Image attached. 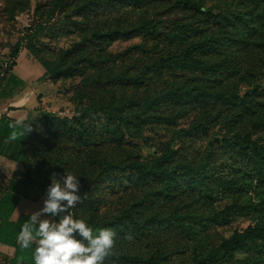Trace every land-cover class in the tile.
I'll list each match as a JSON object with an SVG mask.
<instances>
[{
    "label": "rangeland",
    "instance_id": "1",
    "mask_svg": "<svg viewBox=\"0 0 264 264\" xmlns=\"http://www.w3.org/2000/svg\"><path fill=\"white\" fill-rule=\"evenodd\" d=\"M202 3V12H193L171 5L172 0H145L141 4L130 0H0V63L9 62L13 58L11 52L17 49L15 70L23 77L19 90L25 88L33 94L37 110L30 133L34 153L40 170L52 168L46 177V188L53 173L60 178L67 170L79 177L80 192L86 201L77 203L74 217L88 224L97 223L94 233L103 227L113 229L117 233L113 251L148 254L172 250L168 264L183 263L190 254L184 233L175 227L159 228L152 218L172 212L220 209L234 198H242L239 193L220 191L207 196L191 187L187 180L163 198L158 194L161 183L157 178H141L120 168L101 171L98 165L108 160L150 162L162 153L174 131L203 123L208 134L180 138L168 160V164L195 163L212 136L247 131L264 116V25L259 24L245 43H236L232 37L234 29L226 25L225 19L239 12H256L254 3L251 0H202ZM207 9H211L210 15H204ZM170 15L191 23L190 29L174 41L143 36L137 31L90 38L94 28L130 29L145 17ZM202 37L211 43L219 39L206 52L207 59L226 64L227 69L216 73L217 76L206 77L195 69L178 67L175 73H147L140 83L113 77L133 75L142 63ZM136 44L144 45L147 52L134 48ZM2 69L5 70V64ZM177 83L236 96L212 99L209 104L160 100L142 115L139 113L147 97ZM254 85L258 88L247 94ZM80 107L86 110L80 118L86 128L83 134L86 145L74 130L69 135L58 126L48 127L39 117L44 112L71 118ZM108 112L130 118L129 123L124 127ZM147 113L174 116L175 123L147 122L143 118ZM254 138L264 145V129L258 130ZM226 158L224 150L217 147L214 164ZM248 196L254 198L253 191ZM127 207L132 210L131 218L143 225L145 236L134 238L131 230L118 222ZM252 222L251 214H235L225 224L208 225L203 232L215 245ZM129 235L133 237L131 241L127 239ZM244 255L237 252L235 257Z\"/></svg>",
    "mask_w": 264,
    "mask_h": 264
},
{
    "label": "trees",
    "instance_id": "2",
    "mask_svg": "<svg viewBox=\"0 0 264 264\" xmlns=\"http://www.w3.org/2000/svg\"><path fill=\"white\" fill-rule=\"evenodd\" d=\"M130 1L133 4H141L145 0ZM251 1L254 3L256 12H239L225 18L227 19L226 25L232 26L234 29L232 37L236 43H245L247 37L258 28L259 24L264 25V0ZM171 5L186 8L193 12H202L204 7L202 0H172ZM210 14L211 9L204 12V15ZM190 26L191 23L188 20L175 15L160 16L158 18L145 17L134 28L130 29L102 30L94 28L90 32V38L111 37L113 33L129 34L137 31L138 34L143 36L174 41L186 33ZM218 43V38L214 43L204 37L191 40L179 50L168 52L152 61L142 63L138 72L133 75L114 74L113 77L140 83L146 78L147 73H160L163 71L175 73L178 67L195 69L206 77L217 76L216 73L221 74L227 69L226 64L222 60L207 59L206 52ZM133 47L141 52H147L142 44H136ZM16 52L17 49L15 48L11 52L13 58L6 63L5 70L7 72L16 65ZM4 79L6 77H3L0 81V96L6 95L7 89L2 85ZM11 79L10 83L13 86L9 90L17 86L19 88L23 83L22 80H16L12 77ZM257 88V85L252 86L251 91L249 90L247 94L254 92ZM235 96L236 93L228 94L219 90L207 89L204 86H185L177 83L173 87H165L163 92H156L147 97L139 113L142 115L160 100L209 104L212 99ZM85 112L86 110L84 111L83 107H80L71 118L44 112H41L39 117L48 127L58 126L63 130L65 129L69 135L74 130L80 142L86 145L87 141L83 136L86 128L80 121L82 114L84 115ZM110 114L124 127L129 123L130 118L128 117L118 116L115 113ZM141 115H138V117L142 118ZM36 117L33 116L30 120L24 122L32 123ZM143 118L147 122L157 124L175 123L174 116L161 113H147ZM260 129H264V116L253 122L247 131L234 132L226 136H212L197 162H173L168 164L169 158L174 153L173 147L180 138L208 134L207 125L203 123L193 124L188 128H179L174 131L162 153L155 156L150 162L139 160L112 162L108 160L103 163L99 162L98 165L101 171L120 168L134 172L141 178H157L161 183L158 194L163 198L168 197L171 191L185 180L188 181L191 187L202 190L207 196L217 191L230 195L241 194L242 198H234L232 202L220 209L213 208L202 212H172L153 217L152 222L159 228L175 227L184 233L189 244L190 254L188 259L180 264H264V145L254 138V134ZM217 147L224 150L227 158L214 164L213 156ZM20 148L16 159L22 163V169L17 171L15 176L25 184L23 195L27 198L37 199L41 194L47 193L48 179L46 177L48 172H52V168L48 170L39 169V159L34 153L35 147L31 142L30 133L20 141ZM68 161H70L69 158ZM249 191H253L254 198L248 196ZM79 195L82 197L81 203L85 202L86 199L83 193L79 192ZM17 201L18 196L10 192L0 198V241L15 247L13 264H16V258L21 254L16 242L17 235L21 225L29 218V215L24 214L16 221L9 219ZM73 210L70 211L73 212ZM131 212V208H124L118 222L131 230L134 238H141L145 236L146 231L141 223H137L131 218ZM235 214H251L253 222L244 229L236 230L227 238L212 245L203 230L208 225L225 224ZM57 219L59 220V217ZM89 226L94 229L98 227V224H89ZM179 251L177 250V253ZM237 252H243L245 255L236 258L235 254ZM113 253L111 257L105 260L106 262L111 264H168V259L173 251L156 250L146 254L126 250L113 251ZM24 254L29 257L28 264H31V252Z\"/></svg>",
    "mask_w": 264,
    "mask_h": 264
},
{
    "label": "clouds",
    "instance_id": "3",
    "mask_svg": "<svg viewBox=\"0 0 264 264\" xmlns=\"http://www.w3.org/2000/svg\"><path fill=\"white\" fill-rule=\"evenodd\" d=\"M11 129L5 143L21 141L32 131L31 123L16 120L9 123ZM51 184L43 201V207L32 212L22 225L16 238L20 255L16 264H105L116 246L117 233L108 227L94 230L83 219L74 217L71 209L82 202L80 179L70 171L57 178L53 173ZM66 202V203H65ZM48 215L59 217L58 222ZM133 239L131 235L127 237Z\"/></svg>",
    "mask_w": 264,
    "mask_h": 264
},
{
    "label": "crops",
    "instance_id": "4",
    "mask_svg": "<svg viewBox=\"0 0 264 264\" xmlns=\"http://www.w3.org/2000/svg\"><path fill=\"white\" fill-rule=\"evenodd\" d=\"M4 64L6 66V62L0 63V81L6 77L2 85L7 89L6 95L0 96V198L7 192L18 196V201L9 218L11 221H16L21 215L30 216L32 212L41 209L46 193L41 194L37 199L25 197L23 195L25 184L15 176V173L22 169V163L16 159L21 148L20 141L4 142L11 131L8 125L16 120H30L37 110L33 94L27 92L25 88L19 90L21 86L19 88L17 86L9 90L13 86L10 83L11 77L16 80H22L23 77L15 70L16 65L7 72L2 69ZM42 218L58 222L57 217L45 215ZM14 255L15 247L0 241V264H13Z\"/></svg>",
    "mask_w": 264,
    "mask_h": 264
}]
</instances>
